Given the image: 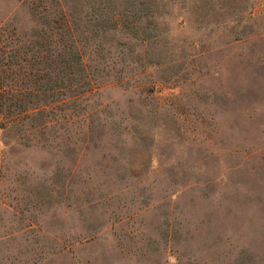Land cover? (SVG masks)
<instances>
[{
    "label": "rangeland",
    "instance_id": "374dc122",
    "mask_svg": "<svg viewBox=\"0 0 264 264\" xmlns=\"http://www.w3.org/2000/svg\"><path fill=\"white\" fill-rule=\"evenodd\" d=\"M75 7L102 13L95 88L75 64L0 116V264H264V0ZM4 17L38 26L20 0Z\"/></svg>",
    "mask_w": 264,
    "mask_h": 264
},
{
    "label": "trees",
    "instance_id": "16d2710c",
    "mask_svg": "<svg viewBox=\"0 0 264 264\" xmlns=\"http://www.w3.org/2000/svg\"><path fill=\"white\" fill-rule=\"evenodd\" d=\"M77 1L20 0L38 24L29 33L19 31L8 17L0 20V116L19 118L44 110L49 105L45 98L51 92L65 90L59 85L61 80L56 81L59 87H52V74L59 76L75 64L85 77L76 85L83 90L81 95L95 88L81 38L85 33L83 25L91 35L98 31L95 27L100 25L102 13L92 8L84 18L82 10L75 7ZM125 14L107 18L104 26L124 27L121 18Z\"/></svg>",
    "mask_w": 264,
    "mask_h": 264
}]
</instances>
